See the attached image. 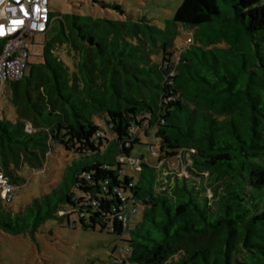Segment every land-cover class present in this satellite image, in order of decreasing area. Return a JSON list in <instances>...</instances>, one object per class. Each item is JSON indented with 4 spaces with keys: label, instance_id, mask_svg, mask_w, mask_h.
<instances>
[{
    "label": "trees",
    "instance_id": "trees-1",
    "mask_svg": "<svg viewBox=\"0 0 264 264\" xmlns=\"http://www.w3.org/2000/svg\"><path fill=\"white\" fill-rule=\"evenodd\" d=\"M51 19L43 63L5 85L15 117L0 116V172L18 188L54 144L77 159L28 208L32 223L0 204V229L77 215L127 243L114 264H264V0H184L164 30ZM183 26L195 30L184 50ZM153 137L151 162L136 150Z\"/></svg>",
    "mask_w": 264,
    "mask_h": 264
},
{
    "label": "rangeland",
    "instance_id": "rangeland-1",
    "mask_svg": "<svg viewBox=\"0 0 264 264\" xmlns=\"http://www.w3.org/2000/svg\"><path fill=\"white\" fill-rule=\"evenodd\" d=\"M96 1V2H95ZM184 0H50L51 12L57 17L64 14L77 12L81 15L92 16L94 19H107L112 21H139L145 17L162 30L168 27V22L173 21L176 10ZM108 6V8H105ZM120 6L124 15L115 9ZM224 12L225 7L221 5ZM59 23L54 22L46 35H38L33 41H27L29 62L35 66L43 63V49L47 40H51L58 31ZM180 35L175 41L177 49H187L191 38L190 30L186 27L179 28ZM195 49V48H191ZM11 88L5 86L0 92V116L4 110L14 120L15 109L9 101ZM109 137L111 132L107 128ZM148 145V146H147ZM150 145L158 147L159 141L153 137L144 138L143 145L138 146L136 152L144 155L153 162L150 155ZM77 159L67 153L61 146L53 145L44 168L31 170L24 168L20 172L25 181L17 188L14 199L9 204L4 203L3 209L13 213L14 218L25 216L32 223V214L28 208L34 205V200L52 194L64 183L69 166ZM175 162V167L177 163ZM180 176L188 177L186 170L178 167ZM128 174L137 177L135 170L126 168ZM67 181V180H66ZM69 182H71L69 180ZM142 218V211L132 215V221ZM126 239V237H125ZM126 242L109 232L84 229L79 217L72 215L69 219H50L46 221L35 233L26 232L12 235L0 229V264H114L117 259L125 257ZM250 262V261H249ZM127 264H130L127 262Z\"/></svg>",
    "mask_w": 264,
    "mask_h": 264
},
{
    "label": "built area",
    "instance_id": "built-area-1",
    "mask_svg": "<svg viewBox=\"0 0 264 264\" xmlns=\"http://www.w3.org/2000/svg\"><path fill=\"white\" fill-rule=\"evenodd\" d=\"M52 22L50 0H0V92L24 77L30 57L27 41L46 34ZM16 190L0 172V204L13 201Z\"/></svg>",
    "mask_w": 264,
    "mask_h": 264
}]
</instances>
